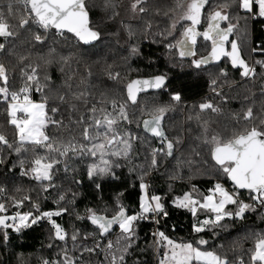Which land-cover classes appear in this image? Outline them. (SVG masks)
<instances>
[{
    "label": "snow or ice",
    "instance_id": "6c2138e0",
    "mask_svg": "<svg viewBox=\"0 0 264 264\" xmlns=\"http://www.w3.org/2000/svg\"><path fill=\"white\" fill-rule=\"evenodd\" d=\"M257 17L264 0H0V248L43 228L36 264H264V59L243 54L264 56ZM145 41L168 71H149ZM176 68L208 93L187 103ZM176 213L191 241L161 230Z\"/></svg>",
    "mask_w": 264,
    "mask_h": 264
},
{
    "label": "trees",
    "instance_id": "16d2710c",
    "mask_svg": "<svg viewBox=\"0 0 264 264\" xmlns=\"http://www.w3.org/2000/svg\"><path fill=\"white\" fill-rule=\"evenodd\" d=\"M206 16V12H205ZM241 24H243V21H241ZM207 27L206 20H202V24L199 27V31H203L204 28ZM249 32L251 34V38L253 40H256V38H264V18L257 17L255 21L250 20L249 21ZM179 36V33H177V38ZM231 39H238V36H232ZM206 47L210 48V42H205L203 40V37H199L197 40V51L200 54H206ZM143 48L146 54H152L154 53L155 56H153V59L156 57H160L158 63L154 64L151 70H158L160 72L168 71V61L164 59L161 56V53H163V48L157 46V45H150L147 41L144 42ZM244 56L246 59H249V61L257 60V59H264V56L260 55L259 53L252 54L251 57H249L248 49H244ZM187 63V61H185ZM144 63H134L133 67H144ZM187 71V69H185ZM169 75L176 76L178 79H174L172 83L170 84V87H179L181 85H184V91H185V98L186 102L191 104L196 101H198L202 96L206 95L208 93L207 86L204 85L203 81H194L190 76H185L181 73V70L179 68H176L169 72ZM133 78H135V74H133ZM33 99L39 101L40 94L37 92L33 93ZM164 102H167L168 96L167 94H164L161 98ZM5 107L6 105L2 100H0V130L4 129L5 127ZM229 107L233 109H239L241 105L238 102H234ZM178 119H183V117H178ZM125 173L127 172V169L124 170ZM166 178H160L158 181V186L161 191H166L167 185L165 183ZM197 184V187L200 188L201 191H205L208 187H211V182L207 180L206 178H197L194 181ZM225 183L226 186H231V183L228 181H222ZM129 183H131V180H129ZM27 187V185H25ZM85 190H87V182H85ZM247 195V193H245ZM132 202V201H129ZM87 203V201L82 202L79 205L80 210H83L84 204ZM51 207H55L51 203H47L43 205V209L47 210ZM202 218V217H201ZM190 216H186L182 213H176L173 215L172 219L167 222V227H162L161 230L166 231V234L170 236V238L177 239L178 242L181 240L187 242L191 241L193 239V236L195 234L190 233ZM58 222L65 223L69 222L68 216H64L62 219H59ZM259 223V221H257ZM175 224L176 228L175 231L172 230V225ZM152 230V226L145 224L142 226L141 236L143 237L145 232H150ZM46 229H38L35 232H30L26 236H22L19 238L14 237L12 241V245L8 249L0 248V258L8 257V253L11 251L19 253H24L25 256L29 253L33 254L31 258L30 264H36L35 257L37 255H53V253L42 251V244H46L47 240L45 239ZM235 235V233H233ZM199 238V237H197ZM205 238H208L207 236ZM149 239H151L149 237ZM245 247H250V244H246ZM160 255H163V251L161 250ZM149 257L152 259L153 264H155V258L156 256L149 252ZM6 264H16V257L12 256L10 257Z\"/></svg>",
    "mask_w": 264,
    "mask_h": 264
},
{
    "label": "built area",
    "instance_id": "2783aa9c",
    "mask_svg": "<svg viewBox=\"0 0 264 264\" xmlns=\"http://www.w3.org/2000/svg\"><path fill=\"white\" fill-rule=\"evenodd\" d=\"M33 98V97H32ZM228 188H231V186H226ZM158 259V257L155 258V264H156V260Z\"/></svg>",
    "mask_w": 264,
    "mask_h": 264
},
{
    "label": "rangeland",
    "instance_id": "374dc122",
    "mask_svg": "<svg viewBox=\"0 0 264 264\" xmlns=\"http://www.w3.org/2000/svg\"><path fill=\"white\" fill-rule=\"evenodd\" d=\"M226 186V185H225Z\"/></svg>",
    "mask_w": 264,
    "mask_h": 264
}]
</instances>
